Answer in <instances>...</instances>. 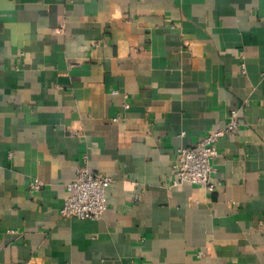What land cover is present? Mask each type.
<instances>
[{
  "label": "crops",
  "instance_id": "obj_1",
  "mask_svg": "<svg viewBox=\"0 0 264 264\" xmlns=\"http://www.w3.org/2000/svg\"><path fill=\"white\" fill-rule=\"evenodd\" d=\"M232 110L215 191L173 187ZM0 264H264V0H0Z\"/></svg>",
  "mask_w": 264,
  "mask_h": 264
},
{
  "label": "built area",
  "instance_id": "obj_2",
  "mask_svg": "<svg viewBox=\"0 0 264 264\" xmlns=\"http://www.w3.org/2000/svg\"><path fill=\"white\" fill-rule=\"evenodd\" d=\"M240 127L239 111L232 110L224 127L207 135L193 147H182L174 164L172 186L195 184L208 192H214L217 184L212 176L216 171L214 162L219 155L218 144L223 138L237 137ZM112 183L113 178L110 176L91 171L87 165L81 166L76 178L67 185L69 195L60 210V216L65 219H101L108 209L107 190ZM32 187L38 190L42 184L36 181Z\"/></svg>",
  "mask_w": 264,
  "mask_h": 264
}]
</instances>
